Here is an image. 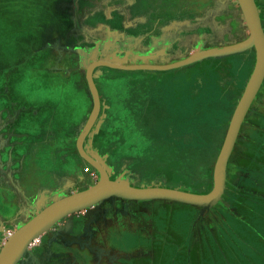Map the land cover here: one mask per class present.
<instances>
[{"label":"crops","instance_id":"1","mask_svg":"<svg viewBox=\"0 0 264 264\" xmlns=\"http://www.w3.org/2000/svg\"><path fill=\"white\" fill-rule=\"evenodd\" d=\"M254 2L264 33V0ZM0 15L25 48L14 62L1 50L0 73L9 82L18 64L55 56L51 70L75 76L89 99L85 117L66 126L55 106L23 104L10 84L0 89V187L14 194L16 206L10 217L0 213V244L52 204L101 182L106 176L98 166L112 177L124 153L145 162L125 184L213 190L218 158L257 64L238 0H0ZM28 36L35 42L27 43ZM122 73L128 79L117 76ZM158 83H184L187 94H154ZM161 103L166 109L156 121ZM186 103L193 111L184 112ZM69 164L74 171L65 169ZM174 164L169 180L162 171L159 183L150 176ZM206 175L212 187L200 193ZM208 211L106 197L58 220L17 264H264V80L230 154L222 197Z\"/></svg>","mask_w":264,"mask_h":264},{"label":"water","instance_id":"2","mask_svg":"<svg viewBox=\"0 0 264 264\" xmlns=\"http://www.w3.org/2000/svg\"><path fill=\"white\" fill-rule=\"evenodd\" d=\"M238 1L243 8L251 30L252 40L257 51V64L232 118L223 149L218 158L214 171L213 190L207 194H195L165 187H133L123 182L110 180L102 167L89 160L91 164L98 166L106 177L93 187L66 197L44 210L36 219L12 237V240L8 242L9 244L5 252L0 256V264H17L30 244L58 220L70 213L92 206L106 197H118L128 200L161 199L206 209L212 208L220 201L225 189L226 169L230 154L246 113L264 80V33L261 27L258 9L254 0ZM195 58L199 57L196 56L186 61V63L194 61ZM104 64L109 65L108 63ZM120 68L135 70L147 69L148 67L123 66ZM157 69L166 68L159 67ZM90 84L97 100L96 106L98 107L99 98L91 79Z\"/></svg>","mask_w":264,"mask_h":264},{"label":"clouds","instance_id":"3","mask_svg":"<svg viewBox=\"0 0 264 264\" xmlns=\"http://www.w3.org/2000/svg\"><path fill=\"white\" fill-rule=\"evenodd\" d=\"M16 40L17 36L9 18L0 15V50H3L13 62ZM54 65L55 56H49L46 60L20 63L10 82L6 73H0V89L10 84L15 98L23 104L37 108L42 105L55 106L59 117L68 126L81 119L89 106V99L76 87L75 76L64 70L52 71ZM3 103L5 101L0 99V105ZM65 169L69 172L74 171L71 164L65 165ZM5 194L8 203L4 201ZM13 200L14 194L6 187H0V213L12 216L16 211Z\"/></svg>","mask_w":264,"mask_h":264},{"label":"rangeland","instance_id":"4","mask_svg":"<svg viewBox=\"0 0 264 264\" xmlns=\"http://www.w3.org/2000/svg\"><path fill=\"white\" fill-rule=\"evenodd\" d=\"M16 6H17V4H16ZM13 21L16 22L15 20H13ZM16 36H17V40H16V45H15V54L18 55V54H21L23 52L22 50H24L25 48L23 47L22 43L19 42V35L16 34ZM23 40H24V44H25L27 41H25V39H23ZM26 40H29L27 43L35 42V39L30 38V36H28ZM1 52L2 51L0 50V58L2 57L1 56ZM6 61H10V59L8 58ZM108 70H111V69H108ZM113 71L114 70H112L111 72L113 73ZM124 74L125 73H122L121 75H117V76L119 78H121L122 80L123 79H128V75H124ZM161 81H166V79H161ZM180 85L177 83L175 85V86H177V88H175V87H173L172 84H167V86H166V85H162L161 83H158V84L155 85L154 94H163L165 92H167V94L168 93L175 94L174 92H177L176 94H183V97H184L185 96L184 94H187L186 91L184 90V83L182 84L183 85V87H181L182 89L179 87ZM110 91H111V89L109 88L108 89V94H109ZM165 109H166V106L161 103V105H159V108L156 109V111H155V116L154 117H155L156 121L162 119L161 113ZM190 110L193 111L192 106L188 105V103H187V105L185 106L184 112H186V111L189 112ZM82 117H85V115L82 116ZM97 126L98 125H96V127H94V128H97ZM99 149H102V148H99ZM140 149H143V148L139 147V154L138 155H141ZM123 156L125 158H123L121 161H118L117 164H116V166H117V170L116 171L117 172H115V173L112 172V171L110 172V173H112L111 174L112 177H110L109 179L112 180V181H119V182L127 183L128 181L132 180L134 176L135 177L139 176L138 174H141L144 171L143 166H145V162L141 161V159L139 161L135 162L134 161L136 159V158H134L135 156H131L128 153H124ZM89 165L91 166V164H89ZM175 166H176V164H174L172 166L169 165V167L164 170V173H163L162 169L157 168V169L152 171L150 176L154 177V180L157 181V183H159L158 180H160L161 175L158 174V173L160 171H162V176L166 175L165 176L166 179L169 180V178H172V177H174L176 175L174 173V172H176L175 169H174ZM90 184L92 185L93 183L90 181ZM142 187H144V186H142ZM159 187H165V186H159ZM211 187H212L211 182H209V178L206 175L203 178V180L200 182V184H198V187L196 189L200 190V193H206V192H208L211 189ZM80 192H81V190H80ZM218 204H219V202L215 206H213L212 208L207 209V210H209L208 212H213V210L215 208H217ZM10 240H12V238ZM8 242L7 243L2 242L0 244V248L3 247L2 250H0V256L5 252L8 244H9ZM194 252H195V256L198 259L199 255H200V247H197Z\"/></svg>","mask_w":264,"mask_h":264},{"label":"trees","instance_id":"5","mask_svg":"<svg viewBox=\"0 0 264 264\" xmlns=\"http://www.w3.org/2000/svg\"><path fill=\"white\" fill-rule=\"evenodd\" d=\"M186 105H187V103H186ZM186 105H185V106H186ZM188 105H191V104L188 103ZM191 106H192V105H191Z\"/></svg>","mask_w":264,"mask_h":264},{"label":"built area","instance_id":"6","mask_svg":"<svg viewBox=\"0 0 264 264\" xmlns=\"http://www.w3.org/2000/svg\"><path fill=\"white\" fill-rule=\"evenodd\" d=\"M86 171H88V169H86Z\"/></svg>","mask_w":264,"mask_h":264}]
</instances>
